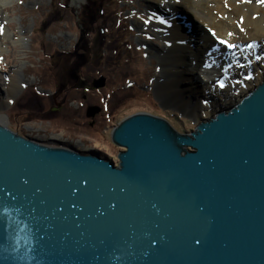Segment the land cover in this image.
Returning <instances> with one entry per match:
<instances>
[{
	"label": "water",
	"instance_id": "1",
	"mask_svg": "<svg viewBox=\"0 0 264 264\" xmlns=\"http://www.w3.org/2000/svg\"><path fill=\"white\" fill-rule=\"evenodd\" d=\"M111 141L117 164L0 124V264H264V81L191 132L137 113Z\"/></svg>",
	"mask_w": 264,
	"mask_h": 264
},
{
	"label": "rangeland",
	"instance_id": "2",
	"mask_svg": "<svg viewBox=\"0 0 264 264\" xmlns=\"http://www.w3.org/2000/svg\"><path fill=\"white\" fill-rule=\"evenodd\" d=\"M13 7L10 29L20 49L8 46L0 61V82L8 84L11 76L21 80L3 109L12 131L49 146L99 152L117 164L123 150L112 143L111 133L127 117L147 113L182 133L197 126L181 116L186 106L153 89L171 59L150 57L148 46L162 47L163 35L147 31L154 15L138 0H13ZM213 44L205 48L212 55ZM101 76L105 86L93 88ZM79 81L88 83L85 89L75 88ZM92 106L100 113L89 119L86 110ZM51 134L64 140H50Z\"/></svg>",
	"mask_w": 264,
	"mask_h": 264
},
{
	"label": "bare ground",
	"instance_id": "3",
	"mask_svg": "<svg viewBox=\"0 0 264 264\" xmlns=\"http://www.w3.org/2000/svg\"><path fill=\"white\" fill-rule=\"evenodd\" d=\"M138 4L154 15L147 31L153 36L156 32L163 35L162 47L148 46L150 57L161 60L162 55L168 54L171 59L163 64L165 70L155 77L157 83L153 89H161L167 96L178 100L181 108L186 106L187 112L186 109L181 112L183 118H192L199 124L219 111L230 109L264 81V50H259L264 43V4L259 0H138ZM13 8V0H0V27L3 28L0 61L4 60L8 46L20 49V41L10 29L8 12ZM160 20L165 23H159ZM219 40L235 44L236 48L229 50ZM210 43H214L212 49L216 48L213 55L212 50H205ZM109 45L107 43V55L111 53ZM249 45L254 47L249 48ZM17 50L14 57L19 52ZM235 50L238 52L232 57L231 51ZM242 62L246 68L244 72L238 64ZM250 72L254 73L252 80L246 76ZM239 79L245 84L236 93L234 86L239 84ZM8 81V84L0 82V124L4 125H8L9 120L3 109L21 83L18 76H11ZM200 81L207 84L222 81L224 86L211 87ZM208 95L219 99L211 101ZM48 139L58 141L64 137L51 134Z\"/></svg>",
	"mask_w": 264,
	"mask_h": 264
},
{
	"label": "snow or ice",
	"instance_id": "4",
	"mask_svg": "<svg viewBox=\"0 0 264 264\" xmlns=\"http://www.w3.org/2000/svg\"><path fill=\"white\" fill-rule=\"evenodd\" d=\"M245 2H247V0H245ZM259 2L261 4H264V0H259ZM145 23H147V21H145ZM159 23L163 24V23H165V21L160 20ZM2 32H3V28L0 27V34H2ZM212 34H213V36L216 35L215 33H212ZM231 35H232V33H229V36H231ZM218 42L220 44L224 45L225 47H227L229 50H232V49H235L236 48V45L235 44H229L226 40H219ZM252 47H254V45H249V48H252ZM249 79H250V77H249ZM223 86H224L223 85V82L221 81L220 82V87L222 88Z\"/></svg>",
	"mask_w": 264,
	"mask_h": 264
}]
</instances>
